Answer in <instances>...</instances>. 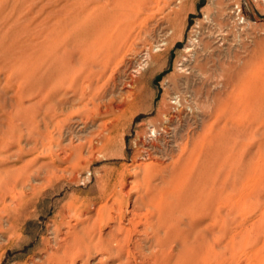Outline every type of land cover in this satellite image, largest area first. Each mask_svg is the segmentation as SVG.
<instances>
[{"label":"rangeland","instance_id":"374dc122","mask_svg":"<svg viewBox=\"0 0 264 264\" xmlns=\"http://www.w3.org/2000/svg\"><path fill=\"white\" fill-rule=\"evenodd\" d=\"M257 4L0 0V264H264Z\"/></svg>","mask_w":264,"mask_h":264},{"label":"bare ground","instance_id":"6f19581e","mask_svg":"<svg viewBox=\"0 0 264 264\" xmlns=\"http://www.w3.org/2000/svg\"><path fill=\"white\" fill-rule=\"evenodd\" d=\"M119 1H120V0H118V2H119ZM247 1L250 3L251 7H252V5L256 7V6L258 5L257 3L264 2V0H247ZM127 2H128V1H125V2H122V3L120 2V3H121L122 5H124V4L127 3ZM116 4H117V3H116ZM118 4H119V3H118ZM112 5H113V4H112ZM259 5H260V4H259ZM261 5H262V4H261ZM185 6H186V5H185ZM191 6H192V5H191ZM113 7H114V5H113ZM116 7L119 8L118 5H117ZM184 9H185V8H184ZM238 9H239V8H238ZM252 10H253V7H252ZM236 13H237V12H236ZM236 13H234V16H236V15H235ZM239 14H240V13H239ZM78 15H79V14H78ZM99 16H100V15H98V17H99ZM101 17H103V16L101 15ZM229 18H230V17H229ZM233 18H234V17H233ZM77 19H78V18H77ZM234 19H235V18H234ZM238 19H240V20H239L240 23H244V18H243L242 16L239 17ZM241 19H242V20H241ZM74 20H75V18H74ZM72 22H73V21H72ZM74 22H76V21H74ZM79 22H80V21H79ZM82 22H83V20H82ZM87 23H89V22H87ZM75 24H76V23H75ZM78 24H80V23H78ZM84 24H85V23H84ZM67 25H70V24L67 23ZM71 25L73 26L74 24L71 23ZM72 26H71V27L68 26L69 28H71L70 30H72ZM213 26H214V25H213ZM74 27H75V25H74ZM74 27H73V29H74ZM76 27L78 28L79 25L76 26ZM76 27H75V28H76ZM65 28L67 29V26H66ZM65 28H64V29H65ZM77 30H78V29H77ZM55 31H56V30H55ZM58 31H59V30H58ZM67 31H68L67 33H69V30H67ZM74 31H75V29H74ZM201 31H202V30H201ZM71 32H72V31H71ZM198 32H199V31H198ZM55 33L57 34V32H55ZM65 33H66V32H65ZM65 33H63V34H65ZM74 33H75V32H74ZM74 33H73V34H74ZM78 33H79V32H78ZM78 33H77V34H78ZM162 33H163V32H162ZM169 33H170V32H169ZM204 33H205V32H204ZM56 34H55V35H56ZM201 34H202V33H201ZM204 35H205V34H204ZM57 36H58V35H57ZM63 36H66V35H63ZM79 36H80V38L82 37L81 35H78V37H79ZM211 36H212V35H211ZM61 37H62V35L60 36V40H61ZM78 37L76 36L77 39H78ZM58 38H59V37H58ZM58 38H57V39H58ZM65 38L67 39V37H64L63 40H66ZM73 38H75V37H73ZM73 38L71 37V38H69V39L74 40ZM82 39H84V38H82ZM58 40H59V39H58ZM58 40H57V41H58ZM63 40H62V42H63ZM72 40H68V41L70 42V41H72ZM193 40L195 41L194 38H193ZM204 40H205V39H204ZM204 40H203V41H204ZM68 41H67V42H68ZM75 41H76V39H75ZM75 41H74V42H75ZM78 41L80 42V40H78ZM78 41H76V42H78ZM154 41H155V40H154ZM159 41H160V40H159ZM210 41H211V40H210ZM65 42H66V41H65ZM72 42H73V41H72ZM211 42H212V41H211ZM191 43H192V41H191ZM203 43H204V42H203ZM200 47H201V46H200ZM207 48H208V47H207ZM207 51H209V50H207ZM245 52H246V51H245ZM251 55H252V54H251ZM245 56H246V55H245ZM247 57H248V56H247ZM241 58H242V57H241ZM245 59H246V58H245ZM238 66H239V65H238ZM241 67H242V66H241ZM237 69H238V68H237ZM182 70H183V69H182ZM204 79H205V78H204ZM126 80H127V79H126ZM214 83H215V82H214ZM121 84H122V83H121ZM185 84H186V83H185ZM194 93H195V92H194ZM224 93H225V92H224ZM126 95H127V94H126ZM100 107H101V106H100ZM103 109H104V108H103ZM176 113H177V112H176ZM184 116H185V115H184ZM181 117H182V116H181ZM196 117H197V116H196ZM79 121H80V120H79ZM104 123H105V122H104ZM205 125H206V124H205ZM174 126H175V125H174ZM92 129H93V128H92ZM171 129H172V128H171ZM87 130H88V129H87ZM173 130H174V129H173ZM174 131H175V130H174ZM242 132H243V131H242ZM188 134H189V133H188ZM80 135H81V134H80ZM85 135H86V134H85ZM88 135H89V134H88ZM169 136H170V135H169ZM184 136H185V135H184ZM171 137H172V136H171ZM77 138H78V137H77ZM161 138H162V137H161ZM166 139H167V138H166ZM162 140H163V139H162ZM85 141H86V139H85ZM92 142H93V141H92ZM85 144H86V143H85ZM91 144H92V143H91ZM69 148H70V147H69ZM148 149H149V148H148ZM158 150H159V149H158ZM156 156H157V155H156ZM249 158H250V157H249ZM152 185H153V184H152ZM131 187H132V186H131ZM135 196H136V195H135ZM136 203H137V202H136ZM134 205H135V204H134ZM111 215H112V214H111ZM114 218H116V217H114ZM132 221H133V220H132ZM150 221H151V220H150ZM153 226H154V225H153ZM117 231H118V230H117ZM67 232H68V231H67ZM67 232H66V233H67ZM107 236H108V235H107ZM108 238H110V236H109ZM176 244H177V243H176ZM145 245H146V244H145ZM75 247H76V246H75ZM175 247H176V246H175ZM144 248H145V247H144Z\"/></svg>","mask_w":264,"mask_h":264},{"label":"water","instance_id":"95a60500","mask_svg":"<svg viewBox=\"0 0 264 264\" xmlns=\"http://www.w3.org/2000/svg\"><path fill=\"white\" fill-rule=\"evenodd\" d=\"M253 13V15L256 17V15L254 14V12H252Z\"/></svg>","mask_w":264,"mask_h":264}]
</instances>
